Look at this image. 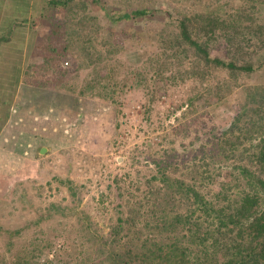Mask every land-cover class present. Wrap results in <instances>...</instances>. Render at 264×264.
I'll return each instance as SVG.
<instances>
[{"label":"rangeland","instance_id":"rangeland-1","mask_svg":"<svg viewBox=\"0 0 264 264\" xmlns=\"http://www.w3.org/2000/svg\"><path fill=\"white\" fill-rule=\"evenodd\" d=\"M27 2L34 8V0H0V32L13 20L25 16L32 20ZM82 6L88 22L85 31L99 49L105 48L101 40L121 38L122 49L110 58L112 62L117 60L118 76L125 80L121 89L116 88L121 106L117 112V104L110 99L78 96L63 88L62 84H80L88 77L87 68L59 75L57 70L76 65L77 55L54 58L51 62L58 69L44 66L47 48L59 51L66 43L64 36L52 35L48 21L36 19L31 27L35 32L13 33V41L0 43L1 264H30L52 248L56 249L52 264H77L74 255L82 250L78 245L81 241L76 240L77 214L87 215L96 233L107 236L117 217L127 216V194H135L132 200L144 199L147 184L160 186L157 171L165 151L177 166L176 171H168L172 178L183 176L188 181L187 172L192 167L222 171L223 175L231 166V158L222 154L217 143V134L230 119L231 108L202 102L193 113L186 112V105L169 113L173 100L184 99L195 81L189 76L176 78L173 83L158 79L148 70L151 64H146L157 54L162 70L167 67L165 74L188 67V58L178 64L179 59L172 55L175 51L162 46L156 33L175 29L177 13L191 5L184 0H100L97 4L83 0ZM140 6L149 7L151 13L119 22L104 14ZM257 14L264 21V11ZM57 16L63 25L59 29H67L64 15ZM210 50L214 55L221 53L213 46ZM259 69L262 72L256 71L243 82H261L264 68ZM138 70L146 73L144 82L132 74ZM26 71L28 80L24 81ZM58 76L64 83L57 81ZM149 84L160 97L150 103L151 110L145 114L139 105L148 100ZM236 103L234 99L232 108ZM208 130L217 134L206 136ZM41 146L47 148L43 154L39 153ZM68 180L77 190L75 197L70 194ZM216 188L217 182L211 184L210 193ZM143 224L136 219L133 230L142 227L145 231ZM233 229L229 232L234 235L231 243L241 239L246 246L252 244L251 227ZM124 233L125 229L119 236Z\"/></svg>","mask_w":264,"mask_h":264},{"label":"trees","instance_id":"trees-1","mask_svg":"<svg viewBox=\"0 0 264 264\" xmlns=\"http://www.w3.org/2000/svg\"><path fill=\"white\" fill-rule=\"evenodd\" d=\"M184 1L191 8L177 13L175 29L157 32L156 36L162 46L175 51L172 55L179 59L178 64L188 58V67L165 74L167 67L162 70L157 54L146 60V64H151L148 70L158 79L173 83L176 78L184 80L189 76L195 81L185 92L184 99L172 98L169 113L184 105L187 113H193L202 102L223 103L231 108V117L220 128V134L213 130L204 132L206 136L218 135L217 143L222 154L231 158V166L223 175L222 171L192 167L187 172L188 181L183 176L172 178L168 171H176L177 166L169 151H165L157 171L160 186L148 182L144 199L132 200L135 194H127V216L120 214L107 236L96 233L87 215L77 214L76 240L81 241L78 245L82 249L74 255L77 264H264V78L256 84L243 82L245 77L256 71L260 73L259 68H264V21L257 14L258 10L264 11V0ZM82 2L34 0V8L27 2L32 20H26V16L20 21L13 20L1 30L0 43L13 41V33L35 32L31 27L36 19L48 21L52 35L64 36L66 43L59 51L47 48L49 54L43 56L44 66L58 69L51 62L54 58L77 55L74 67L57 71L63 77L69 70L87 68L88 77L80 84H62L63 88L78 96L88 94L110 99L117 104L118 112L121 101L116 88L121 89L125 80L118 76L117 60L112 62L110 58L122 49L121 38L101 40L105 48L99 49L85 31L88 22ZM148 8L140 6L117 13L110 10L104 14L111 21L119 22L145 17L152 11ZM56 11L61 17L64 15L67 29H59L63 25ZM28 21L30 25H26ZM94 29L98 30L99 26ZM120 32L127 35L125 31ZM212 46L221 53L212 54ZM167 59L169 57H166V66ZM132 74L138 81L147 79L146 73L139 70ZM26 77L27 71L24 81L28 80ZM57 78L64 83L59 76ZM17 79L14 77L15 84ZM146 86L149 87L148 100L139 107L148 114L150 105L160 95L151 84ZM234 99L237 106L232 108ZM152 179H156L155 176ZM216 182L215 192L210 193V185ZM67 185L75 197L77 190L71 181ZM57 210L65 214L58 207ZM136 219L144 221L145 231L142 227L133 230ZM124 223L126 228H123ZM248 226L254 230L252 244L246 246L241 239L231 243L234 235L229 232ZM124 229V235L119 236ZM86 243L89 245L85 250Z\"/></svg>","mask_w":264,"mask_h":264},{"label":"built area","instance_id":"built-area-1","mask_svg":"<svg viewBox=\"0 0 264 264\" xmlns=\"http://www.w3.org/2000/svg\"><path fill=\"white\" fill-rule=\"evenodd\" d=\"M55 251H56L55 248L47 250L43 256H41L31 264H49V260L54 257Z\"/></svg>","mask_w":264,"mask_h":264},{"label":"clouds","instance_id":"clouds-1","mask_svg":"<svg viewBox=\"0 0 264 264\" xmlns=\"http://www.w3.org/2000/svg\"><path fill=\"white\" fill-rule=\"evenodd\" d=\"M65 63H67V62H65ZM46 251H47V250H46ZM46 251H45L41 256H43V255L46 253ZM55 255H56V253H55ZM55 255H54V257H53L52 259L49 260V264H52V261L54 260ZM41 256H40V257H41ZM40 257H37L34 261H36V260H37L38 258H40ZM34 261H33V262H34ZM33 262H31V263H33ZM31 263H30V264H31ZM0 264H1V263H0Z\"/></svg>","mask_w":264,"mask_h":264},{"label":"water","instance_id":"water-1","mask_svg":"<svg viewBox=\"0 0 264 264\" xmlns=\"http://www.w3.org/2000/svg\"><path fill=\"white\" fill-rule=\"evenodd\" d=\"M46 150H47V148L45 146H41L39 149V153L43 154Z\"/></svg>","mask_w":264,"mask_h":264}]
</instances>
